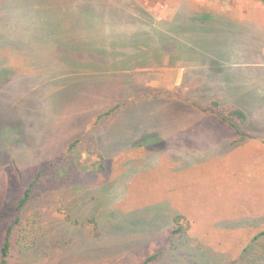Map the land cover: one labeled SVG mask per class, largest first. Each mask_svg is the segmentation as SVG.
I'll list each match as a JSON object with an SVG mask.
<instances>
[{
  "label": "rangeland",
  "instance_id": "rangeland-1",
  "mask_svg": "<svg viewBox=\"0 0 264 264\" xmlns=\"http://www.w3.org/2000/svg\"><path fill=\"white\" fill-rule=\"evenodd\" d=\"M128 1L0 0L7 264H264V5Z\"/></svg>",
  "mask_w": 264,
  "mask_h": 264
},
{
  "label": "trees",
  "instance_id": "trees-1",
  "mask_svg": "<svg viewBox=\"0 0 264 264\" xmlns=\"http://www.w3.org/2000/svg\"><path fill=\"white\" fill-rule=\"evenodd\" d=\"M261 2L264 5V0H257ZM68 2V1H66ZM72 2V1H70ZM125 2H128V0H125ZM74 3V2H72ZM142 13V12H141ZM140 13V14H141ZM143 14V13H142ZM145 14V11H144ZM121 107L120 104H117L115 107L110 108L108 111H106L104 114L99 115V119H101L104 116H110L115 110L119 109ZM126 107V105H125ZM127 108V107H126ZM125 108V109H126ZM229 116L225 115H218L220 116V120L226 124L229 125V127L235 131H237V128L235 124L233 123L234 120H239L243 124L247 122V117L244 111L241 109H233L229 112ZM78 144H80L79 140L74 141L72 144H70V147H76ZM88 151H90L91 154L94 155V151L96 149V145H88ZM94 150V151H92ZM98 157L97 163H93L90 167V172H101L104 169V163H103V157L100 153L96 155ZM41 173L38 174L37 178L29 185V187L24 191L22 197L18 201L16 205V216L15 219L12 221V223L7 227L5 238L3 241V245L0 248V264H7L8 258L13 252L17 253H25L32 249L37 242V232H36V216L33 214H29L27 216H24L22 214V211L25 209L26 205L31 199L30 191L36 186L38 182V178L40 177ZM182 219L180 215H176L174 217V222L178 226L179 221ZM181 233V228L178 227L174 230L173 234H179ZM157 258V255L154 254L150 257H148L143 264H150Z\"/></svg>",
  "mask_w": 264,
  "mask_h": 264
}]
</instances>
